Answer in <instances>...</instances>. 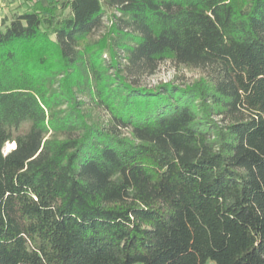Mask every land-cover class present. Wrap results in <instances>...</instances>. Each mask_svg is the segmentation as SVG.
Returning a JSON list of instances; mask_svg holds the SVG:
<instances>
[{
	"label": "trees",
	"instance_id": "obj_1",
	"mask_svg": "<svg viewBox=\"0 0 264 264\" xmlns=\"http://www.w3.org/2000/svg\"><path fill=\"white\" fill-rule=\"evenodd\" d=\"M0 264H264V0L3 18Z\"/></svg>",
	"mask_w": 264,
	"mask_h": 264
},
{
	"label": "rangeland",
	"instance_id": "obj_2",
	"mask_svg": "<svg viewBox=\"0 0 264 264\" xmlns=\"http://www.w3.org/2000/svg\"><path fill=\"white\" fill-rule=\"evenodd\" d=\"M43 6H47L51 3V0H42L40 1ZM25 4L17 1L14 4H9L3 2L0 5V24L3 18L12 19L15 15L23 13ZM199 75L197 72L190 71L183 68H177L171 62H165L160 65L156 74L145 80V84L157 85L160 82H169L178 78V81H192L198 78ZM13 149V145L7 144L4 148V153H8Z\"/></svg>",
	"mask_w": 264,
	"mask_h": 264
},
{
	"label": "built area",
	"instance_id": "obj_3",
	"mask_svg": "<svg viewBox=\"0 0 264 264\" xmlns=\"http://www.w3.org/2000/svg\"><path fill=\"white\" fill-rule=\"evenodd\" d=\"M20 1L25 4L24 11H27L30 6H33L35 3L40 2L42 0H0V5L3 2H7L9 4H14V2Z\"/></svg>",
	"mask_w": 264,
	"mask_h": 264
},
{
	"label": "crops",
	"instance_id": "obj_4",
	"mask_svg": "<svg viewBox=\"0 0 264 264\" xmlns=\"http://www.w3.org/2000/svg\"><path fill=\"white\" fill-rule=\"evenodd\" d=\"M58 1V0H51V2Z\"/></svg>",
	"mask_w": 264,
	"mask_h": 264
},
{
	"label": "bare ground",
	"instance_id": "obj_5",
	"mask_svg": "<svg viewBox=\"0 0 264 264\" xmlns=\"http://www.w3.org/2000/svg\"><path fill=\"white\" fill-rule=\"evenodd\" d=\"M10 145H12V144H10ZM13 147H15V146H13Z\"/></svg>",
	"mask_w": 264,
	"mask_h": 264
},
{
	"label": "water",
	"instance_id": "obj_6",
	"mask_svg": "<svg viewBox=\"0 0 264 264\" xmlns=\"http://www.w3.org/2000/svg\"><path fill=\"white\" fill-rule=\"evenodd\" d=\"M14 148V147H13Z\"/></svg>",
	"mask_w": 264,
	"mask_h": 264
}]
</instances>
